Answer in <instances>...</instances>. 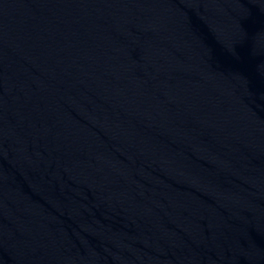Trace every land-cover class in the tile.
Instances as JSON below:
<instances>
[{"label": "water", "instance_id": "water-1", "mask_svg": "<svg viewBox=\"0 0 264 264\" xmlns=\"http://www.w3.org/2000/svg\"><path fill=\"white\" fill-rule=\"evenodd\" d=\"M0 264H264V0H0Z\"/></svg>", "mask_w": 264, "mask_h": 264}]
</instances>
